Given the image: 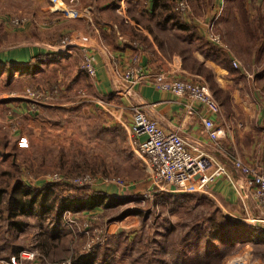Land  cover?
Returning <instances> with one entry per match:
<instances>
[{
  "label": "rangeland",
  "instance_id": "obj_1",
  "mask_svg": "<svg viewBox=\"0 0 264 264\" xmlns=\"http://www.w3.org/2000/svg\"><path fill=\"white\" fill-rule=\"evenodd\" d=\"M182 1L187 16L190 9L198 15L189 25L199 27L193 20L208 23L207 32L220 36V52L229 60L225 53L229 45L215 25V17L203 16L212 8L213 0H205L204 8L195 0H164L159 15L166 16L165 22L172 16L170 25L180 29L187 22L179 11ZM253 1L256 3H230L228 13L233 7L242 14L251 7L263 13L264 0ZM12 11L4 10L6 19L0 20V56L13 46L33 40L41 39L53 47L47 48L49 54L30 58L32 64L39 65L36 70L15 72L12 78L5 73L9 69H0V188L22 183L41 190L49 182L57 184L54 190L58 197H84L95 191L105 197H97L101 201L93 199L91 206L76 211L65 210L59 220L41 215L36 207L33 214L16 218L22 221L16 228L9 226L6 214L0 211V264H264L262 239L261 243L220 246V253L208 257L217 244L212 235L227 220L225 217L263 227L264 223L252 220L240 203H224L212 196L210 186L208 192H182L189 195L185 198L159 190L136 152L128 129L110 114L123 105L114 104L113 108L97 97L91 80L95 77L84 71V56L89 52L69 46L73 34L57 32L54 20ZM15 19L23 22L12 25ZM31 23L35 26L32 38L15 33ZM39 28L46 30L39 34ZM56 46L62 51L55 52ZM206 74L213 97L220 105L230 107L229 90L220 88L209 71ZM135 106L133 101L125 105L131 122ZM238 173L246 184L245 176ZM36 194L42 198V194ZM106 194L114 197L107 198ZM59 222L63 235L55 243L50 239L53 229L49 224ZM208 247L210 253H206ZM95 258L99 262L93 263Z\"/></svg>",
  "mask_w": 264,
  "mask_h": 264
},
{
  "label": "crops",
  "instance_id": "obj_2",
  "mask_svg": "<svg viewBox=\"0 0 264 264\" xmlns=\"http://www.w3.org/2000/svg\"><path fill=\"white\" fill-rule=\"evenodd\" d=\"M195 2L204 8L205 0ZM213 2L203 16L215 17V25L229 45V52H225L229 60L224 59L221 46L209 39L208 23L193 20L199 27L195 36H189L186 29L171 26L172 19L165 22L166 16L159 15L164 0H78L76 5L68 0H0V20L6 17L4 10L24 11L33 18L54 20L57 32L62 35L71 32L74 39L69 46L95 57L96 77L91 80L97 97L113 108L114 104L123 105L110 111L115 119L129 131L131 115L124 111L125 105L131 101L146 105L165 130L178 131L195 152L209 153L226 166L229 176L215 179L209 193L224 203H240L252 220L264 223V211L230 159L238 156L255 168H264V12L258 13L251 7L242 14L233 7L229 14L227 6L237 0ZM194 13L190 9L189 15L184 16L188 24L197 15ZM34 27L31 23L15 33L32 38ZM45 30L39 28V34ZM48 47L53 46L41 39L24 42L2 54L0 62L26 63L35 54H49ZM73 49L68 52L72 53ZM57 51L62 49L56 46ZM135 57L139 58L137 65L146 72L166 71L173 78L207 82L209 71L220 88L229 90L231 105L221 104L222 114L215 118L218 127L226 131L219 144L208 138L202 120L189 110L187 97L157 90L151 81L127 92L118 73L134 66ZM233 61L239 63L238 68L232 65ZM200 110L205 116L212 115L204 108ZM60 227L61 222L49 224L53 229L50 230L52 242H59L63 235ZM97 262L95 258L93 263Z\"/></svg>",
  "mask_w": 264,
  "mask_h": 264
},
{
  "label": "built area",
  "instance_id": "obj_3",
  "mask_svg": "<svg viewBox=\"0 0 264 264\" xmlns=\"http://www.w3.org/2000/svg\"><path fill=\"white\" fill-rule=\"evenodd\" d=\"M70 1L71 5L77 3V0ZM184 4L181 3L180 10L178 9L183 13L182 16L186 15L187 6ZM22 22L20 19H15L11 23L19 25ZM209 39L215 45L222 46L217 33L209 32ZM138 60L139 58L135 57L134 66L118 73L119 79L126 85L127 92L131 93L137 85L151 81L157 90L187 97L189 110L197 113L208 138L214 144H218L226 132L218 127L215 121V118L221 116L222 107L213 97L206 82L200 79L192 81L173 78L165 71L146 72L142 66L137 65ZM232 65L235 68L239 67L237 61H233ZM84 71L91 77H96L95 57L89 53L84 56ZM200 108H204L212 115L205 116L201 112L203 109ZM129 133L134 140L136 152L145 161L146 168L159 190L176 193L188 190L208 192L210 184L215 179L222 175L228 177L225 167L211 154L195 152L178 131L165 130L150 114L146 105L135 106ZM230 158L235 169L245 176L246 185L252 191L260 208L264 210V171L253 169L238 156H230ZM34 256L35 254L32 257ZM67 263L75 264L71 261Z\"/></svg>",
  "mask_w": 264,
  "mask_h": 264
},
{
  "label": "trees",
  "instance_id": "obj_4",
  "mask_svg": "<svg viewBox=\"0 0 264 264\" xmlns=\"http://www.w3.org/2000/svg\"><path fill=\"white\" fill-rule=\"evenodd\" d=\"M178 17V16H177ZM169 18H172L170 16ZM177 20L181 21L180 18H176ZM184 26V27H183ZM182 28L189 31V36H195L197 34L196 28L189 25L187 22L182 24ZM31 66V67H30ZM39 65L32 64V62L26 63H0V69H9L6 75L10 77H14L15 72L24 74L28 69H38ZM29 70V71H31ZM33 71V70H32ZM31 73V72H30ZM1 156V155H0ZM7 185V184H6ZM0 188V211L3 214H6V220L10 227L16 228L19 227V223L22 221H18L16 218L19 216L31 215L34 213L36 207L39 208V213L53 216L54 219L59 220L62 217V214L65 210H78L81 208H85L87 206H91L93 204V199L97 202L101 201L97 199V197H105V194L95 191L94 196H64L58 197L54 187H56L53 183H44L43 189L41 190H34L29 189L26 184L18 183L16 186L12 188L6 187ZM42 194V198H40L39 194ZM176 196H180V198L188 197V194H181L176 192H170ZM96 195V196H95ZM109 195V194H106ZM114 197V196H107ZM94 200V201H95ZM96 202V203H97ZM94 204L93 206H95ZM0 212V213H1ZM224 218V217H223ZM227 219L225 222L220 224L218 230H216V234H213V241H216L217 244H214L215 249L214 252L208 254V257H213L216 253H220L221 249L220 246H227L231 243H261L260 239L264 241V227L261 225H256L252 223H248L243 220L232 219L229 217H225ZM224 219V220H225ZM12 231V230H11ZM10 231V232H11ZM13 247L14 250L17 248ZM212 248V247H211ZM210 247L206 249V253H210ZM209 260V258H205Z\"/></svg>",
  "mask_w": 264,
  "mask_h": 264
}]
</instances>
